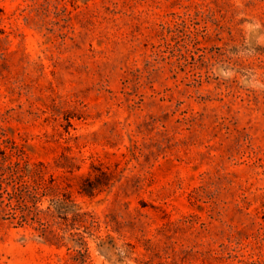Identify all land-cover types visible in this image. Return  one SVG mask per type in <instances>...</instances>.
I'll use <instances>...</instances> for the list:
<instances>
[{
    "label": "rangeland",
    "instance_id": "rangeland-1",
    "mask_svg": "<svg viewBox=\"0 0 264 264\" xmlns=\"http://www.w3.org/2000/svg\"><path fill=\"white\" fill-rule=\"evenodd\" d=\"M0 134L96 215L92 264H264V0H0ZM69 252L0 220V264Z\"/></svg>",
    "mask_w": 264,
    "mask_h": 264
},
{
    "label": "trees",
    "instance_id": "trees-1",
    "mask_svg": "<svg viewBox=\"0 0 264 264\" xmlns=\"http://www.w3.org/2000/svg\"><path fill=\"white\" fill-rule=\"evenodd\" d=\"M86 181L79 192L92 195L96 187ZM68 187L48 163L32 161L23 146L0 134V220L29 226L51 245H66L72 250L68 264H92L86 233L92 235L99 221L82 210Z\"/></svg>",
    "mask_w": 264,
    "mask_h": 264
}]
</instances>
